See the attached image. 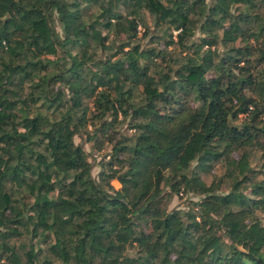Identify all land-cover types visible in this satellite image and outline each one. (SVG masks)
Masks as SVG:
<instances>
[{"label": "trees", "instance_id": "16d2710c", "mask_svg": "<svg viewBox=\"0 0 264 264\" xmlns=\"http://www.w3.org/2000/svg\"><path fill=\"white\" fill-rule=\"evenodd\" d=\"M0 264H264V0H0Z\"/></svg>", "mask_w": 264, "mask_h": 264}, {"label": "rangeland", "instance_id": "374dc122", "mask_svg": "<svg viewBox=\"0 0 264 264\" xmlns=\"http://www.w3.org/2000/svg\"><path fill=\"white\" fill-rule=\"evenodd\" d=\"M140 29H141V27H140ZM85 136H83L82 134H77L75 136V140L78 141V142H82L87 150H91V142L86 141L85 140ZM102 152H104V151H102ZM100 158H101L100 153H98L96 158L92 157L93 173L94 174H96L98 172V170H99V160H100ZM203 177H204L205 180H209V178H210L209 175H203ZM112 183L115 186H119V182L117 180H115V179L112 180ZM187 196H190V198H196V196H194L192 194H182V195L174 194V195L170 196V198L167 200V206L169 208H171V207H182V206H184V199Z\"/></svg>", "mask_w": 264, "mask_h": 264}]
</instances>
